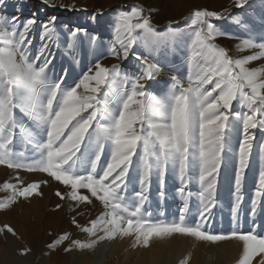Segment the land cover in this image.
<instances>
[{
  "label": "snow or ice",
  "instance_id": "snow-or-ice-1",
  "mask_svg": "<svg viewBox=\"0 0 264 264\" xmlns=\"http://www.w3.org/2000/svg\"><path fill=\"white\" fill-rule=\"evenodd\" d=\"M232 3L243 8L248 0ZM224 12L196 9L188 30L181 32L169 22L158 31L143 7L132 6L116 17L109 54L127 60L134 47L147 49L148 55L136 56L138 73H121L119 65L108 68L97 60L73 84L65 83L67 70L59 77L53 70L56 57L49 44L55 17L41 25V44L33 48L30 34L35 18L20 21L0 16V166L12 170L15 180L0 185V192L8 193L0 199V210H10L21 199L42 196L40 188L47 179L25 183L20 175L42 173L67 189L55 195L71 202V212L94 200L102 206L101 213L86 225L78 223L76 216L71 218V224L87 234V241L64 233L48 245L50 250L66 241L70 242L63 248L65 253L92 250L118 237H133V247L148 248L153 240L179 236L211 245L238 242L242 254L237 264H252L264 254V235L237 226L241 188L255 139L251 130L264 131V67L248 66L264 59V38L232 37L220 30L214 21L224 19ZM221 37L240 39L239 51L258 52L233 58L217 45ZM180 47L186 53V75L172 74L163 88L152 90L149 82L163 71L151 58L152 52ZM234 104L241 111H235ZM17 145H24V150ZM229 154L238 158L233 227L213 232L206 224L216 207L218 177L222 167H229ZM153 177L161 197L169 179L179 182L176 190L184 203L178 218H149L144 206ZM190 185L198 186L194 223L186 221ZM261 198L264 162L251 215L255 216ZM62 207L57 204L56 210ZM4 232L17 235L9 225L0 228ZM29 251L25 248L20 255ZM190 259L189 254L179 264H189ZM259 264H264V258Z\"/></svg>",
  "mask_w": 264,
  "mask_h": 264
},
{
  "label": "rangeland",
  "instance_id": "rangeland-1",
  "mask_svg": "<svg viewBox=\"0 0 264 264\" xmlns=\"http://www.w3.org/2000/svg\"><path fill=\"white\" fill-rule=\"evenodd\" d=\"M185 6L176 18H168L171 9L170 0H0V16L17 17L20 21L35 18L37 24L33 26L31 37L33 48L41 44L42 27L55 17V34L49 44V50L55 54L53 70L56 76L67 70L66 84H73L97 60L108 68L119 65L121 73H138L140 62L137 55H148V50L134 47L127 60L115 59L109 54L110 47L114 44V25L117 15L132 6H141L144 15L150 16L153 26L159 31L172 23L179 31L188 30L191 13L196 9H208L224 12L225 18L214 23L220 30L229 33L232 37L254 36L257 40L264 38V0H248L243 8H237L232 0H177ZM63 5V7H62ZM239 21L240 23H237ZM178 22V23H177ZM76 35L73 36L72 33ZM95 38V39H93ZM240 39L221 37L216 43L226 48L229 55L239 58L256 54L257 49L248 51L237 50ZM118 48V45H116ZM171 50V51H170ZM186 53L183 47L160 49L153 51L151 58L158 62L163 71L154 81H150L152 90L164 87V82L172 74L184 77L187 72ZM249 67H264V59L257 60ZM235 111H241L234 104ZM255 139L252 141L253 149L249 169L246 170L245 180L241 188V201L238 209L237 226L244 231L254 230L257 234L264 235V198L256 206L255 216L251 215V201L255 199V190L258 184V171L264 155V131L251 130ZM236 140H234V147ZM24 150V145H17ZM30 150V149H29ZM229 167L221 169L218 177L216 194V207L212 209L211 217L206 228L213 232H227L233 227L231 209L236 205L234 189V171L238 166V158L229 154ZM25 183L39 182L47 179V184H42V196H33L25 201L21 199L10 210H0V228L4 225L11 226L17 233L16 236L4 232L0 233V257L6 259V264H59V258L65 257L66 264H151L148 260L152 254L160 257L159 264H179V260L191 255L189 264H237L242 254V245L229 241L218 245L197 242L193 238L175 236L165 241L153 240L150 247H133L134 238H117L113 241L99 243L92 250H74L65 253L63 248L70 241L61 244L56 250H50L48 245L64 234V227L72 229L71 239L87 241L89 237L81 233L71 224L72 216L82 217L78 223L88 224L102 211V206L95 201L92 205H81L76 212H71L69 201H61L55 192L67 191L58 182L51 180L42 173H20ZM12 170L0 166V185L13 182ZM50 187H49V186ZM58 185V186H56ZM179 182L169 179L164 188L165 196L161 197L158 184L153 177L149 202L144 208L150 213V219L171 221L178 218L184 200L176 190ZM49 188V190H47ZM138 188V185H137ZM191 196L188 198L189 212L186 221L197 222V197L198 186L190 185ZM83 191V190H82ZM8 193L0 192V199ZM63 205L56 210V205ZM54 211V212H53ZM24 229V230H23ZM25 248L30 249L27 255L21 256ZM264 254L253 259L252 264H259ZM56 261V262H55ZM15 263V264H17Z\"/></svg>",
  "mask_w": 264,
  "mask_h": 264
},
{
  "label": "bare ground",
  "instance_id": "bare-ground-1",
  "mask_svg": "<svg viewBox=\"0 0 264 264\" xmlns=\"http://www.w3.org/2000/svg\"><path fill=\"white\" fill-rule=\"evenodd\" d=\"M170 6H171V9L168 11V16H166V17L171 18V19L176 18L186 8L185 6L181 5L177 0H170ZM56 186H58V185H56ZM47 190H49V188ZM76 219H77V222H80L82 220V217H77ZM63 230L65 233H70L72 231V229L70 227H64ZM148 260L150 261L151 264H159L161 261L159 255H157V254H152ZM57 262H59V264H66L67 259H65V257H61V258H59V260ZM15 263H17V262H15ZM0 264H6L5 257H3V256L0 257ZM17 264H19V263H17ZM83 264H84V262H83Z\"/></svg>",
  "mask_w": 264,
  "mask_h": 264
}]
</instances>
